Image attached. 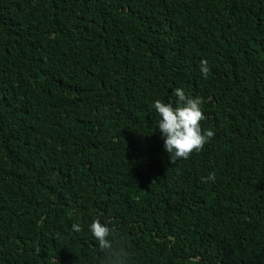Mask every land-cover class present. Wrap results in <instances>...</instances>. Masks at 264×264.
<instances>
[{
	"label": "trees",
	"instance_id": "trees-1",
	"mask_svg": "<svg viewBox=\"0 0 264 264\" xmlns=\"http://www.w3.org/2000/svg\"><path fill=\"white\" fill-rule=\"evenodd\" d=\"M176 87L214 135L170 163ZM0 264H264V0H0Z\"/></svg>",
	"mask_w": 264,
	"mask_h": 264
},
{
	"label": "clouds",
	"instance_id": "clouds-1",
	"mask_svg": "<svg viewBox=\"0 0 264 264\" xmlns=\"http://www.w3.org/2000/svg\"><path fill=\"white\" fill-rule=\"evenodd\" d=\"M200 73L207 76L209 72L208 62L200 61ZM175 97L173 102L156 99L151 108L158 114L157 128L163 140V149L168 154L170 163H175L180 158H187L193 150L199 151L202 146L214 135L213 130L201 128L200 121L204 118L202 98L186 94L181 87L172 89ZM203 182L215 180V174L209 172L207 176H201ZM74 231H79L80 226L72 224ZM88 230L95 239L100 249L110 247L109 237L111 229L107 221L93 219L88 225Z\"/></svg>",
	"mask_w": 264,
	"mask_h": 264
}]
</instances>
